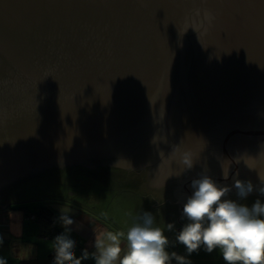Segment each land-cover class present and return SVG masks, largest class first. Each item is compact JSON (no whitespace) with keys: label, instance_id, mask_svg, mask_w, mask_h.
I'll return each mask as SVG.
<instances>
[{"label":"water","instance_id":"obj_1","mask_svg":"<svg viewBox=\"0 0 264 264\" xmlns=\"http://www.w3.org/2000/svg\"><path fill=\"white\" fill-rule=\"evenodd\" d=\"M204 176L264 203V0H0V209L132 191L189 255Z\"/></svg>","mask_w":264,"mask_h":264},{"label":"clouds","instance_id":"obj_2","mask_svg":"<svg viewBox=\"0 0 264 264\" xmlns=\"http://www.w3.org/2000/svg\"><path fill=\"white\" fill-rule=\"evenodd\" d=\"M195 158L185 153L183 164L191 168ZM225 178L227 174L225 173ZM193 194L183 207V217L188 223L176 236L190 255L201 246L211 253L219 249L226 264H264V203L257 200L251 208L224 197L230 191L218 186L211 178L204 176L194 180ZM238 195L245 198L253 191L251 182L235 181ZM264 194V188L260 189ZM60 222L65 232L58 235L52 249L55 252L53 264H82L89 258L85 249L76 257V241L70 238V227L74 221L69 209L61 210ZM170 231L173 225L167 226ZM169 241L164 230L155 226L151 213H143L127 231L104 230L96 233L95 264H189L188 260L175 252L167 251ZM0 264L7 262L0 258Z\"/></svg>","mask_w":264,"mask_h":264},{"label":"crops","instance_id":"obj_3","mask_svg":"<svg viewBox=\"0 0 264 264\" xmlns=\"http://www.w3.org/2000/svg\"><path fill=\"white\" fill-rule=\"evenodd\" d=\"M105 199V210L96 211L97 205L92 199L81 205L73 199L63 200L56 203H49L45 208L51 215V220H43L39 217L32 218L34 210L27 207V210L12 208L10 204L0 209V258L7 264H53L55 252L52 244L55 238L65 232V227L60 222L62 209H69V216L74 223L70 227V238L76 241L75 254L77 258L83 255L86 249L89 258L82 260V264H95L92 254L95 253L96 233L104 230L113 232L127 231V229L137 222L146 211L142 205L139 194L132 191H122L120 195ZM127 200L129 201L128 204ZM114 201L121 204L123 217L107 214L111 207L114 210ZM22 202H19L20 205ZM14 204V203H13ZM17 203L15 205H18ZM21 206V205H20ZM108 211V212H107ZM107 215H104L103 213ZM148 213V212H147ZM49 215V216H50ZM169 254L172 252L168 251ZM184 256L189 264H226L222 256ZM171 264H177L173 259Z\"/></svg>","mask_w":264,"mask_h":264},{"label":"rangeland","instance_id":"obj_4","mask_svg":"<svg viewBox=\"0 0 264 264\" xmlns=\"http://www.w3.org/2000/svg\"><path fill=\"white\" fill-rule=\"evenodd\" d=\"M69 200V199H73V201L84 205L85 203H88L86 201H89V199H92L94 201V203L97 205V209L96 211L98 212L99 210H105L104 206H106V202L105 199H101V198H55V199H36V200H27V201H19L22 202L23 207H32V209L34 210L35 207H39V206H46L49 203H56L59 201H63V200ZM19 202H11V203H19ZM129 201L127 200L128 204ZM10 203H7V205ZM114 210L113 207H111V209L109 210V212L107 214L111 215L112 213H114L115 216L118 217H123V211H121L122 206L126 205V204H121L119 202H115L114 201ZM118 211L122 212L121 213H117ZM104 215H107L105 212L103 213Z\"/></svg>","mask_w":264,"mask_h":264},{"label":"trees","instance_id":"obj_5","mask_svg":"<svg viewBox=\"0 0 264 264\" xmlns=\"http://www.w3.org/2000/svg\"><path fill=\"white\" fill-rule=\"evenodd\" d=\"M58 170H61V169H58ZM58 170H55V171H58ZM67 170V169H66ZM16 203H12L10 205V207L14 208V207H18L20 209H23V210H27V207H23L22 203L19 205H15ZM30 213H33V215L36 217H39L43 220H51V215L49 214V211L45 208V206H39V207H35L34 208V211L33 212H30ZM50 215V216H49Z\"/></svg>","mask_w":264,"mask_h":264},{"label":"flooded vegetation","instance_id":"obj_6","mask_svg":"<svg viewBox=\"0 0 264 264\" xmlns=\"http://www.w3.org/2000/svg\"><path fill=\"white\" fill-rule=\"evenodd\" d=\"M97 168H101V167H97ZM64 170H65V169H64ZM127 177L129 178V176H127ZM144 183H145V182H144ZM168 191H169V194L172 195V194H171L172 191H170V190H168ZM174 194H175V193H174ZM253 195H255V194H252V196H253ZM237 196H239V195H236V197H237ZM174 198H175V197H174Z\"/></svg>","mask_w":264,"mask_h":264},{"label":"built area","instance_id":"obj_7","mask_svg":"<svg viewBox=\"0 0 264 264\" xmlns=\"http://www.w3.org/2000/svg\"><path fill=\"white\" fill-rule=\"evenodd\" d=\"M31 217H32L33 219L35 218V216H34V215H32ZM52 262H54V258L52 259Z\"/></svg>","mask_w":264,"mask_h":264}]
</instances>
